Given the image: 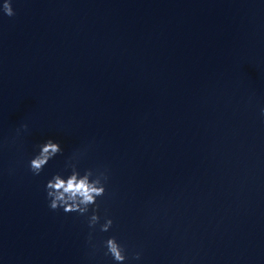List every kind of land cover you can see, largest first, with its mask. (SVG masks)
Returning a JSON list of instances; mask_svg holds the SVG:
<instances>
[{"label": "clouds", "instance_id": "clouds-1", "mask_svg": "<svg viewBox=\"0 0 264 264\" xmlns=\"http://www.w3.org/2000/svg\"><path fill=\"white\" fill-rule=\"evenodd\" d=\"M3 12L11 17L14 15L11 6V0H4ZM261 115L264 116V108L261 109ZM23 129H27V125H22ZM19 131V130H18ZM39 151L30 160L29 168L33 175H39L50 160L61 154L63 149L59 142L48 139L38 146ZM66 168H70V172L65 176L57 173L47 181L45 186L46 198L49 201V208L53 211L63 209L65 213H77L81 216H87L88 226L95 229L100 223L99 204L97 199L105 195L106 182L108 176L106 171H96L86 169L83 173L75 164H68ZM92 209L91 215L89 209ZM113 225V220L107 216L104 223L100 224L101 232H108ZM92 236L89 234V241ZM106 248L105 255H110L116 264H123L126 260L125 248L118 242L115 236L109 237L103 242ZM95 247V245H93ZM135 259L140 258V254H135Z\"/></svg>", "mask_w": 264, "mask_h": 264}]
</instances>
